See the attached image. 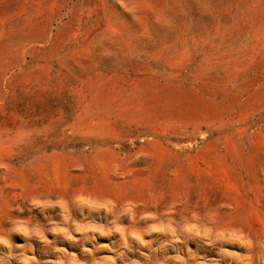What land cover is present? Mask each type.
<instances>
[{
	"label": "rangeland",
	"instance_id": "374dc122",
	"mask_svg": "<svg viewBox=\"0 0 264 264\" xmlns=\"http://www.w3.org/2000/svg\"><path fill=\"white\" fill-rule=\"evenodd\" d=\"M0 264H264V0H0Z\"/></svg>",
	"mask_w": 264,
	"mask_h": 264
}]
</instances>
